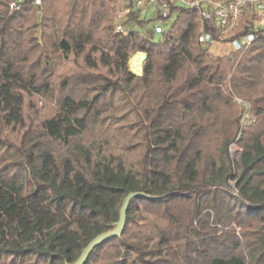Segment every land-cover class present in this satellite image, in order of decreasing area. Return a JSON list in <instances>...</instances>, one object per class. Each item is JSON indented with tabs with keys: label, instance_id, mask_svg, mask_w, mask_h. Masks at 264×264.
Here are the masks:
<instances>
[{
	"label": "trees",
	"instance_id": "obj_1",
	"mask_svg": "<svg viewBox=\"0 0 264 264\" xmlns=\"http://www.w3.org/2000/svg\"><path fill=\"white\" fill-rule=\"evenodd\" d=\"M10 1L0 264L74 263L136 192L163 198L131 199L121 236L84 264H264V38L214 58L198 45L197 13L180 7L155 43L136 12L115 34L116 0H42L41 18L31 6L9 16ZM136 53L142 76L127 70ZM37 97L53 108L34 126L26 104ZM235 97L255 120L241 130Z\"/></svg>",
	"mask_w": 264,
	"mask_h": 264
},
{
	"label": "built area",
	"instance_id": "obj_2",
	"mask_svg": "<svg viewBox=\"0 0 264 264\" xmlns=\"http://www.w3.org/2000/svg\"><path fill=\"white\" fill-rule=\"evenodd\" d=\"M27 6L33 7L38 17H42V0H11L7 4L8 15H15ZM174 7L197 13L200 20L198 45L210 55L225 45L230 53L223 56H229L246 49L256 39L264 38V0H131L117 9L113 18L114 32L126 36L128 16L136 12L141 21H151L152 35L161 37L170 29L174 15L171 8ZM168 22L170 26L166 28ZM239 29H247V34L238 36ZM233 103L240 109V130L255 122L249 106L242 99L235 97ZM228 150L232 160H236L241 152L236 143Z\"/></svg>",
	"mask_w": 264,
	"mask_h": 264
},
{
	"label": "rangeland",
	"instance_id": "obj_3",
	"mask_svg": "<svg viewBox=\"0 0 264 264\" xmlns=\"http://www.w3.org/2000/svg\"><path fill=\"white\" fill-rule=\"evenodd\" d=\"M130 1L131 0H116V3L114 5V8H115L114 15H115L117 9H119V7L123 6L124 4H129ZM148 18H150V15L149 14H148ZM174 19H175V14L172 15V19H171L172 22H171V24L174 22ZM142 21L144 23L148 22V20H146V21L145 20H142ZM150 26H151V24H150ZM150 26L148 24H146V27H144L145 28L144 31L146 32L147 27L150 28ZM169 26H170V22L166 23L165 27L166 28H169ZM34 35H35L36 38H39V36H40V30L39 29H36L35 32H34ZM161 38L162 37L154 36L153 41L155 43L156 42H159V41H161ZM219 48H221V50H219V51H218V49L215 48L216 51L214 52V54H211L212 57H214V58L217 57L218 58L219 56H223V55H226V54L230 53L229 52L230 49L227 48L225 45H222ZM140 55H144V54L143 53H136V54L132 55V57H130L129 60L127 61V63H126L127 70L131 74H134V72L131 71L130 66H128L129 65L128 62L133 57H135V56L140 57ZM138 60H139V58H138ZM139 63L142 65V67H141L142 70H141V72L139 74L135 73L134 75H136V76H142L143 75V70H144V67H145L144 63H141L140 61H139ZM64 72H66V71H64ZM29 103H30L29 104L30 107H28V105L26 104V112H27V115L31 116V118L33 119L34 126L37 125V123L39 121H41L42 119H44V118L49 117V116L52 115V111H50V109L53 108V104H51L49 102L48 103H45V100L39 99L38 97L37 98H32L29 101ZM231 106H233V105H231ZM235 107L236 106H233V111H234ZM237 109H238L237 110L238 111L237 112V117H238V115L240 113V109H239V107ZM28 123H29V121H26V124H28ZM22 132H23V130H20L18 135H22ZM233 147L235 148L236 146H233Z\"/></svg>",
	"mask_w": 264,
	"mask_h": 264
},
{
	"label": "water",
	"instance_id": "obj_4",
	"mask_svg": "<svg viewBox=\"0 0 264 264\" xmlns=\"http://www.w3.org/2000/svg\"><path fill=\"white\" fill-rule=\"evenodd\" d=\"M139 61L141 63H144L146 61L147 55H140ZM136 197H143L146 199H160L163 197H154V196H147L141 192H136V193H129L125 196V199L123 200L121 207L119 209V217L118 220L113 223L111 226L112 228L108 230L107 232L101 233L97 236H95L87 245L86 247L82 250V252L79 254V258L72 264H84L86 260L89 257V254L92 252L93 248H95L98 245H101L105 242H107L109 239L114 238V237H120L122 234V231L124 229V223H125V218H126V208L131 201V199L136 198ZM165 197V196H164Z\"/></svg>",
	"mask_w": 264,
	"mask_h": 264
},
{
	"label": "bare ground",
	"instance_id": "obj_5",
	"mask_svg": "<svg viewBox=\"0 0 264 264\" xmlns=\"http://www.w3.org/2000/svg\"><path fill=\"white\" fill-rule=\"evenodd\" d=\"M128 66H130L131 71L137 74H139L142 70V65L139 63L138 56L133 57L129 62Z\"/></svg>",
	"mask_w": 264,
	"mask_h": 264
}]
</instances>
